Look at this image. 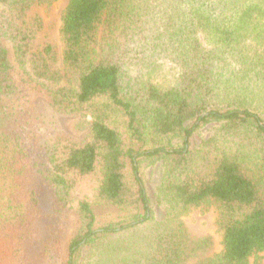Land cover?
<instances>
[{"label":"trees","instance_id":"16d2710c","mask_svg":"<svg viewBox=\"0 0 264 264\" xmlns=\"http://www.w3.org/2000/svg\"><path fill=\"white\" fill-rule=\"evenodd\" d=\"M57 1L0 0V264H250L264 253V0H68L61 67L55 45L35 49L31 15ZM22 83L84 117L85 136L17 124ZM88 177L95 199L61 259ZM207 203L219 252L183 219Z\"/></svg>","mask_w":264,"mask_h":264},{"label":"rangeland","instance_id":"374dc122","mask_svg":"<svg viewBox=\"0 0 264 264\" xmlns=\"http://www.w3.org/2000/svg\"><path fill=\"white\" fill-rule=\"evenodd\" d=\"M68 0H58L52 5H36L34 11L31 13L33 17L41 18L43 22V29L39 33L36 42L35 49L42 50L48 44L55 45L60 61V67L63 61L64 45L61 39L60 29L62 26V15L66 9ZM1 9V7H0ZM159 71V80L167 78L170 79L174 76L176 71L171 70L170 65L161 64ZM18 83L20 78H18ZM22 90L20 99H13L10 102L9 111L12 114V118H17L18 123L22 124L24 120H31L35 123L37 130L41 132L45 139L51 143L61 138L68 139H82L87 133V125L84 117L81 116H64L57 113L50 106V98L46 90L40 88H27V85L22 83L20 87ZM20 104V105H19ZM19 105V106H18ZM22 110V111H21ZM33 114V118H30L29 114ZM209 130L203 131V136H207ZM142 175L148 186L150 193L155 192L157 185L160 181V173L152 171V166L143 167ZM99 181L96 177H88L84 179L74 194V202L72 204V210L70 212V227L65 235L64 240L61 243L60 258L65 259L67 255V246L70 240L74 237L77 224V207L79 202L88 200L93 202ZM46 197V196H45ZM47 207V204L44 203ZM99 211V209H98ZM111 218V217H104ZM102 218V219H104ZM184 221L190 228L197 233L210 237L215 245V251L219 252L222 249V233L218 226V210L214 203L206 204L198 208H193L191 211L183 217ZM46 231V230H44ZM43 228L40 226V236L44 233ZM34 254H29L27 264H31ZM35 260V259H34ZM250 264H264V253L254 256L250 260Z\"/></svg>","mask_w":264,"mask_h":264}]
</instances>
